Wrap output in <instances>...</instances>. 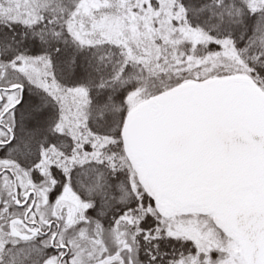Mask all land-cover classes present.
<instances>
[{
  "label": "snow or ice",
  "instance_id": "obj_1",
  "mask_svg": "<svg viewBox=\"0 0 264 264\" xmlns=\"http://www.w3.org/2000/svg\"><path fill=\"white\" fill-rule=\"evenodd\" d=\"M0 264H264V0H0Z\"/></svg>",
  "mask_w": 264,
  "mask_h": 264
}]
</instances>
